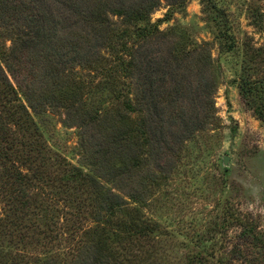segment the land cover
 Here are the masks:
<instances>
[{
    "label": "rangeland",
    "instance_id": "374dc122",
    "mask_svg": "<svg viewBox=\"0 0 264 264\" xmlns=\"http://www.w3.org/2000/svg\"><path fill=\"white\" fill-rule=\"evenodd\" d=\"M21 1L22 9L35 6L46 17L56 49L19 48L20 43L10 63L12 72L0 63L2 68L16 88L35 91L36 106L46 104V113L37 122L50 154L96 174L98 187L111 202H119L117 196L123 200L122 209L110 211L107 202L96 196L95 212L86 213L83 227L103 225L104 220L115 224L126 213L147 224L157 223V233L162 234L150 244L133 235L126 240L127 234L113 226L120 242L110 251L90 242L68 257L69 264H96V258L98 264H187L189 253L202 249L215 250L221 257L240 231L231 219L243 216L257 223L264 241V122L237 87L245 54L264 52V0H152L155 8L150 23L170 34L151 39L138 54L130 92L140 91L135 83L144 72L159 75L166 57L171 74L165 82L154 79L153 94L142 95L139 105L131 95L130 109L129 103L120 104L109 93L97 91L101 75L94 78V71L69 69L68 60L79 53L92 59L105 57L111 65L119 52L126 48L129 52V41L126 48L117 43L107 49L102 38H111L110 27L99 28L102 35L96 37L81 16L97 8L108 13L111 23L128 27L110 11L127 10L145 0H15L13 4ZM253 12H257L259 27L254 26ZM5 20L0 19L6 28L2 51L8 52L16 27L30 26L31 21L17 10L6 14ZM182 44L190 48L191 44H206L209 60L195 52L177 63L181 56L172 50ZM70 46L78 51H69ZM262 56L252 63L251 80L264 75ZM173 73L183 84L180 93L170 98ZM123 75L129 82V72ZM79 76L87 85L80 83V92L70 91L68 86ZM119 81L117 87L126 88L124 79ZM207 81L211 85L206 86ZM189 122L200 124L190 138L185 135ZM141 127L145 137L136 133ZM26 192L35 194V186ZM121 242L125 245L120 246ZM138 242L143 247H137ZM262 243L252 252L258 264H264Z\"/></svg>",
    "mask_w": 264,
    "mask_h": 264
},
{
    "label": "trees",
    "instance_id": "16d2710c",
    "mask_svg": "<svg viewBox=\"0 0 264 264\" xmlns=\"http://www.w3.org/2000/svg\"><path fill=\"white\" fill-rule=\"evenodd\" d=\"M14 1L0 0V19L5 20L6 14L17 10L22 13L24 18L31 21V25L22 28L16 27L17 35L11 39L12 45L7 52L2 51L6 28L0 22V63L5 64L9 73L12 72L10 63L14 61L16 52L19 51L17 46L20 43L19 48L24 45L30 48L33 45L42 47V50L55 51L51 50L54 48L52 46L53 34L49 31L43 13H37L39 9L35 6L22 9L21 6L24 2L13 4ZM37 1L40 2V0ZM151 1L139 2L127 10L110 11V14L119 17L123 24H129L128 27L122 28L116 26V23H111L108 13H103L97 8L89 10L87 17L81 16L85 20L86 26L96 32V37L99 34L102 35L99 28L110 27L111 38H102L107 49L111 50L117 43L121 48H126L129 41V52L127 48L119 52L112 60L113 65L108 64L105 57L92 59L79 53H75L73 58L68 60L69 69L79 67L82 70L94 71V78L101 75L103 78L95 86L97 91L101 94L107 92V96L109 93L110 99H116L120 104L129 103V109L132 107L131 95H133L135 103L139 105L143 98L142 95L153 94L151 87L154 79L159 77V82H165L171 74H168L170 62L166 57L163 59L159 75L154 76L152 73L144 72L140 82L135 83V85L141 86V88L139 87L140 91L135 89L130 92V87L133 85L132 73L137 67L138 54L151 39H163L170 34L160 32L157 25L150 23L149 15L155 8ZM32 3H34L33 0ZM12 7H17V9H11ZM256 13L253 12L254 26L259 27ZM17 14L19 16V13ZM20 40L21 42H19ZM191 46L192 48L188 44L177 47L175 45L172 52H179V56H181L177 63H180L184 56L195 52L201 55L205 61L209 60L205 49L206 44H191ZM69 51L77 52L78 50L70 46ZM257 52L252 51L250 55L245 54V60L241 67L243 75L240 76L237 87L241 96L253 107L257 118L264 122V75L257 80L250 78L253 69L252 63L261 55H263L262 61H264V52L263 54ZM58 56L61 57L59 54ZM126 57L129 59L126 60ZM2 67L0 64V264H60L59 259L64 261L62 264H69L68 257L73 256L74 253L76 255L80 253L86 246L84 244L90 242L97 249L99 246L100 250L110 251L111 246L120 242V233L113 232V226L127 234L126 240L130 235H133L154 244L161 238L162 234L157 233L159 227L157 223L147 224L141 222L137 216L129 218L126 213L115 224H112L110 220H104L103 225L96 224L87 229L83 227L86 213L91 214L94 211L96 196L100 195V200L105 201V204L107 202L110 211H114L116 208L122 209L123 204L120 201L123 200L117 196L120 201L111 202L107 197V192L101 191V188L98 187L96 174L87 173L81 168L67 163L61 156L50 154L51 150L44 141L37 122V117L46 113V104L40 103L36 106L35 91H30L29 88H16ZM128 72L129 82L123 78V73L127 74ZM121 78L124 79L126 91H124L126 88L123 89V85L120 89L116 85L121 84L119 81ZM172 78L169 80L173 85L169 91L170 98L180 93L183 84V80L175 78L174 73ZM84 80L79 76L76 83L72 82L68 86L69 90L80 92V83L87 85ZM145 82H148V86L142 87ZM77 84L78 87H76ZM88 85L90 89V84ZM207 85H211L209 81H207ZM210 91L213 94L214 90ZM66 105L64 103V106ZM143 120L144 117H141L140 123L144 128ZM189 124L190 126L185 125V135L188 138L192 137L193 133L200 128L199 123L189 122ZM142 127L139 131L136 130L139 137H145ZM144 142L146 141L144 140ZM115 153L117 156L120 155L118 151ZM135 163L139 164L138 160L135 159ZM34 186L35 194L28 196L26 189L29 190ZM129 199L132 198L129 197ZM94 221L98 222V220ZM234 222L237 223L240 231L231 242L233 243L232 248L228 252L221 257L215 255V250L202 249L190 252L186 260L187 264H231V262L258 264V258L253 256L252 252L255 248L261 247L264 241L257 223H253L250 218L245 216L231 219V223ZM142 243L138 242L136 246L143 247ZM119 245L124 246L125 243L121 242ZM126 245H129L128 241H126ZM94 260L98 264L99 259Z\"/></svg>",
    "mask_w": 264,
    "mask_h": 264
},
{
    "label": "water",
    "instance_id": "95a60500",
    "mask_svg": "<svg viewBox=\"0 0 264 264\" xmlns=\"http://www.w3.org/2000/svg\"><path fill=\"white\" fill-rule=\"evenodd\" d=\"M224 164L227 165L228 164V158L225 157L224 160H223Z\"/></svg>",
    "mask_w": 264,
    "mask_h": 264
}]
</instances>
